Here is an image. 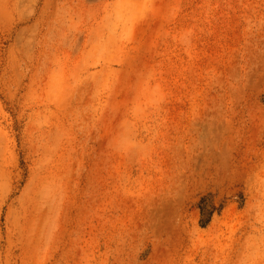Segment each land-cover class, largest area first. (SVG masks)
<instances>
[{"label":"rangeland","instance_id":"374dc122","mask_svg":"<svg viewBox=\"0 0 264 264\" xmlns=\"http://www.w3.org/2000/svg\"><path fill=\"white\" fill-rule=\"evenodd\" d=\"M0 264H264V0H0Z\"/></svg>","mask_w":264,"mask_h":264},{"label":"trees","instance_id":"16d2710c","mask_svg":"<svg viewBox=\"0 0 264 264\" xmlns=\"http://www.w3.org/2000/svg\"><path fill=\"white\" fill-rule=\"evenodd\" d=\"M200 209H201V214H202L201 223L204 224L207 221V219H205V217L207 216V212L205 211L204 207H201Z\"/></svg>","mask_w":264,"mask_h":264}]
</instances>
